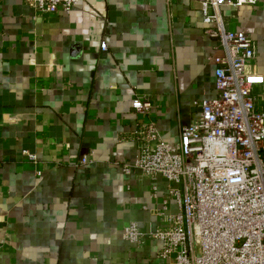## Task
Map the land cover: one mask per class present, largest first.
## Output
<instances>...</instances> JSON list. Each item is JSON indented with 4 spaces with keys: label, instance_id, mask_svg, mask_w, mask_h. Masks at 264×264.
Returning <instances> with one entry per match:
<instances>
[{
    "label": "crops",
    "instance_id": "crops-1",
    "mask_svg": "<svg viewBox=\"0 0 264 264\" xmlns=\"http://www.w3.org/2000/svg\"><path fill=\"white\" fill-rule=\"evenodd\" d=\"M200 1L84 0L50 15L0 0V264H173L158 241L124 239L131 223L156 229L168 184L123 165L140 124L155 121L175 144L200 113L194 102L216 97L223 51ZM222 14L253 38L264 76V0ZM256 92L264 106V85ZM140 97L154 101L149 115L133 108Z\"/></svg>",
    "mask_w": 264,
    "mask_h": 264
},
{
    "label": "built area",
    "instance_id": "built-area-1",
    "mask_svg": "<svg viewBox=\"0 0 264 264\" xmlns=\"http://www.w3.org/2000/svg\"><path fill=\"white\" fill-rule=\"evenodd\" d=\"M82 1L24 0L50 15H70ZM257 1H200L205 34L223 51L215 57L216 97L194 102L200 113L175 144L163 140L152 120L131 135L138 152L132 164L123 165L124 172L138 171L152 182L163 178L168 197L154 231L131 223L123 236L138 247L158 241V257L173 264H264V106L256 92L264 76L251 67L253 38L227 28L222 14L225 6L237 9ZM133 108L149 115L154 101L136 98ZM90 162L83 155L79 165ZM153 190L156 197V185ZM171 203L176 211L169 210Z\"/></svg>",
    "mask_w": 264,
    "mask_h": 264
}]
</instances>
